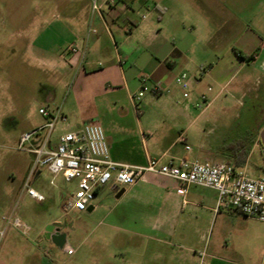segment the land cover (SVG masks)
Here are the masks:
<instances>
[{
    "label": "crops",
    "instance_id": "crops-1",
    "mask_svg": "<svg viewBox=\"0 0 264 264\" xmlns=\"http://www.w3.org/2000/svg\"><path fill=\"white\" fill-rule=\"evenodd\" d=\"M97 1L99 11L93 21L96 33L92 35L90 31L94 30L93 23L87 26L83 22L64 45L67 48L76 43L87 48L84 56L76 57V65L70 66L67 57L61 58L63 49L39 50L44 52V63L50 68L59 66L58 61L62 59L64 62L60 64L76 71L83 84L97 85L96 97L110 118L105 129L122 138V153L118 154V148H113L114 142H109V136L104 133L111 159L140 167L148 159L159 158L163 163L188 159L233 164L221 148L225 159L214 160L213 154L205 151L203 145L197 153L191 149L186 151L185 146L190 140L194 121L201 115L194 117V103L201 95L207 99L205 93H212L213 88L219 89L218 95L249 64L240 61L233 49L232 53L229 49L220 52L218 46L213 47L211 53L209 48L204 49L202 10L194 0H114L113 5L108 0ZM139 12L144 13L138 23L129 19L130 14ZM120 17L128 26L118 24ZM105 22L112 32L106 29ZM241 39L236 54L245 60L251 56L253 62L261 61L264 68V42L254 31L241 35ZM104 46L110 51L107 67L91 69L89 52L98 54ZM181 73H186L191 80L188 100L183 99L175 83ZM142 76L147 77L146 84L154 95L177 93L180 108L171 111L175 123L154 127L142 125L139 119L141 101L131 100L136 96V89L142 86ZM157 84L163 87L162 92L152 91ZM208 88L211 91H207ZM131 114L135 121L132 128L126 123L128 118L131 120ZM179 135L184 136L185 143L178 141ZM259 135L260 132L252 148L258 147ZM127 137L136 145L139 142L144 145L143 152L138 150L137 157L131 155L129 143L125 141ZM176 189L175 181L148 173L130 187L103 186L96 190L94 200L85 212L64 214L61 208V214L37 219L26 236L7 227L0 239V264H201L202 253L205 254L202 264H253V257L262 260L264 224L240 215L231 206L219 207L215 190L188 186L184 196H180ZM120 190L123 191L117 197ZM220 214L232 221L234 233L231 238H219L218 233L217 239L210 242L208 232ZM68 215L80 217L70 222L65 218ZM2 217L3 214L0 215V229L4 228ZM255 221L260 223L257 227L253 226ZM53 223L59 224L60 232L66 234L62 248L43 237L44 228ZM223 227L219 225L218 231ZM88 237L90 243L86 246ZM64 247L71 248L73 254L67 255ZM82 247L86 250L82 251Z\"/></svg>",
    "mask_w": 264,
    "mask_h": 264
},
{
    "label": "rangeland",
    "instance_id": "rangeland-1",
    "mask_svg": "<svg viewBox=\"0 0 264 264\" xmlns=\"http://www.w3.org/2000/svg\"><path fill=\"white\" fill-rule=\"evenodd\" d=\"M194 1L202 10L204 49L209 48L210 53L215 46L221 49L220 52L233 49L240 61L249 64L218 95L219 89L215 88L212 93H205L210 104L204 112L195 108L193 111L194 117L201 115L194 121L187 146L197 153L200 145H203L205 151L213 154L214 160H223L225 157L220 148L226 147L235 138L246 134L253 138L264 130V68L261 61L253 62L251 56L245 60L236 54L242 43L241 35L247 32L253 34L254 31L264 42V0ZM91 6L92 0H0V215L17 217L30 228L37 219L61 214V206L76 191L73 183H65L60 178L55 180V186L50 185L51 176L45 170H40V174L32 177L28 185L44 197L43 203H36L22 192L33 156L19 150L17 145L21 136L46 122L38 113L41 107L52 112L59 111L66 117V124L60 128L75 131L87 124H98L109 136L108 141L114 142L113 148H118V154L122 153V138L113 134L112 130L108 132L105 129V123L110 118L96 97L97 85L83 84L76 71L60 64L62 59L58 61L59 66L50 68L44 63V52L39 50L63 49L60 52L64 53V45L71 40L74 30L80 29L83 22L87 26L93 23L96 14L92 13ZM142 13L130 14L129 19L138 23ZM121 23L128 26L123 17L118 20V24ZM105 26L112 32L107 22ZM92 29L93 35L96 24L93 23ZM76 45L85 55L87 48ZM109 52L106 46L98 54L91 50L88 58L90 68H106ZM146 87L143 90L139 86L135 91L136 96L142 93L139 102L142 125L154 127L157 124L170 126L175 123L171 111L180 108L177 93L154 95L148 84ZM48 96L52 97L46 101ZM126 123L131 128L135 125L132 114L131 120L128 118ZM61 133L57 129L53 139ZM202 135L205 137L202 138ZM127 139L124 140L129 143L131 155L137 157L138 150L143 152L144 145L140 142L136 145L132 139ZM258 144L257 148L251 146L248 159L241 167L251 177H264V148ZM202 155L206 154L203 152ZM79 217L68 215L65 218L71 222ZM258 224V221L253 222L255 227ZM219 225L224 226L220 231ZM218 233L219 238H231L230 235L234 233L232 221L224 214L217 216L210 227L208 241L217 239ZM89 243L88 237L86 246ZM85 250L82 247V251ZM253 264H264V261L253 257Z\"/></svg>",
    "mask_w": 264,
    "mask_h": 264
},
{
    "label": "built area",
    "instance_id": "built-area-1",
    "mask_svg": "<svg viewBox=\"0 0 264 264\" xmlns=\"http://www.w3.org/2000/svg\"><path fill=\"white\" fill-rule=\"evenodd\" d=\"M113 5L114 0H108ZM92 13L99 11L97 0H92ZM92 33L94 30H90ZM84 56L76 43H71L61 54L70 66L76 65V57ZM204 72V69H201ZM141 88L146 90L147 77L142 76ZM175 83L181 91L183 99L188 100L191 95V80L186 73L175 78ZM153 92L163 91L157 84ZM207 91H211L210 88ZM142 93L131 97L132 102L139 101ZM210 102L204 95L194 103L196 109L204 112ZM38 113L46 122L21 136L17 148L33 156L29 176L23 185L22 192L35 202L42 203L44 197L29 187V180L40 170H45L50 176V185L55 186V180L61 178L65 183H75L76 191L61 206L62 212L68 214L85 212L92 204L97 189L112 184L116 188L130 187L146 173L171 179L177 183L176 193L184 196L188 186H197L215 190L218 194V206H231L240 215L257 219L264 224V177H251L244 169L229 163L212 164L195 160L180 159L176 162L163 163L161 158L148 159L144 166H132L113 161L105 141L102 128L91 123L80 129L71 131L60 128L66 124V117L59 111L52 112L44 107ZM59 129L62 133L54 140L53 134ZM180 143H185L183 135L178 136ZM186 151H190L185 146ZM4 225L0 229V239L5 229L12 227L26 236L30 228L19 218L12 215L3 216ZM67 255L73 250L64 247ZM204 253L201 254L202 264ZM264 261V250L262 254Z\"/></svg>",
    "mask_w": 264,
    "mask_h": 264
},
{
    "label": "trees",
    "instance_id": "trees-1",
    "mask_svg": "<svg viewBox=\"0 0 264 264\" xmlns=\"http://www.w3.org/2000/svg\"><path fill=\"white\" fill-rule=\"evenodd\" d=\"M255 136L251 138L248 134L241 136L239 139L228 144L226 147L222 148L226 153H228L230 160H232L235 167H242L249 156L250 149L254 143Z\"/></svg>",
    "mask_w": 264,
    "mask_h": 264
},
{
    "label": "water",
    "instance_id": "water-1",
    "mask_svg": "<svg viewBox=\"0 0 264 264\" xmlns=\"http://www.w3.org/2000/svg\"><path fill=\"white\" fill-rule=\"evenodd\" d=\"M52 96H48L46 101H49ZM260 143L263 145L264 148V130L259 135ZM123 190H120L118 192L117 197L121 195ZM60 225L53 223L50 225H47L43 230V237L45 240L50 241L53 243L56 247L62 248L66 241V234L60 232Z\"/></svg>",
    "mask_w": 264,
    "mask_h": 264
},
{
    "label": "flooded vegetation",
    "instance_id": "flooded-vegetation-1",
    "mask_svg": "<svg viewBox=\"0 0 264 264\" xmlns=\"http://www.w3.org/2000/svg\"><path fill=\"white\" fill-rule=\"evenodd\" d=\"M48 98V97H47ZM47 98H46V100H47Z\"/></svg>",
    "mask_w": 264,
    "mask_h": 264
}]
</instances>
